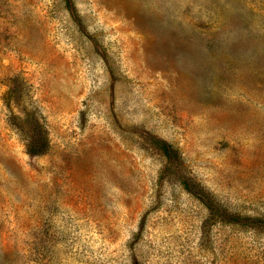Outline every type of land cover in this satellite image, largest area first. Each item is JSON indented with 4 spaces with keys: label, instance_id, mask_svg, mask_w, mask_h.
Instances as JSON below:
<instances>
[{
    "label": "rangeland",
    "instance_id": "374dc122",
    "mask_svg": "<svg viewBox=\"0 0 264 264\" xmlns=\"http://www.w3.org/2000/svg\"><path fill=\"white\" fill-rule=\"evenodd\" d=\"M0 264H264V0H0Z\"/></svg>",
    "mask_w": 264,
    "mask_h": 264
}]
</instances>
